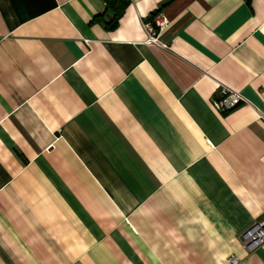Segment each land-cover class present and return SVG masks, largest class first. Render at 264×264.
Wrapping results in <instances>:
<instances>
[{
  "label": "crops",
  "instance_id": "crops-1",
  "mask_svg": "<svg viewBox=\"0 0 264 264\" xmlns=\"http://www.w3.org/2000/svg\"><path fill=\"white\" fill-rule=\"evenodd\" d=\"M120 10L0 0V264H264V0Z\"/></svg>",
  "mask_w": 264,
  "mask_h": 264
},
{
  "label": "built area",
  "instance_id": "built-area-1",
  "mask_svg": "<svg viewBox=\"0 0 264 264\" xmlns=\"http://www.w3.org/2000/svg\"><path fill=\"white\" fill-rule=\"evenodd\" d=\"M168 23L169 20L162 14H156L152 19L144 21L143 26L148 35V40L159 42L156 29L162 30L167 27ZM243 99L240 92L233 90L227 85H222L220 96L214 100V105L219 110H230L237 107ZM241 241L248 251H254L264 244V218L250 224L241 234ZM230 261L232 264H237L239 257L232 256Z\"/></svg>",
  "mask_w": 264,
  "mask_h": 264
},
{
  "label": "trees",
  "instance_id": "trees-1",
  "mask_svg": "<svg viewBox=\"0 0 264 264\" xmlns=\"http://www.w3.org/2000/svg\"><path fill=\"white\" fill-rule=\"evenodd\" d=\"M110 1L111 0H109V3H110ZM120 2H121V10H122L128 4V0H120ZM121 10L118 13H116V15L114 16L113 19H111L109 22H107V27L114 28V27L117 26V24H118V16L121 13Z\"/></svg>",
  "mask_w": 264,
  "mask_h": 264
}]
</instances>
